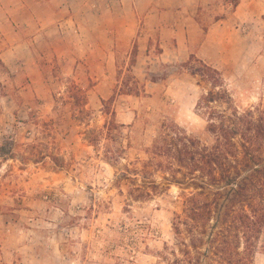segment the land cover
<instances>
[{"label":"rangeland","instance_id":"rangeland-1","mask_svg":"<svg viewBox=\"0 0 264 264\" xmlns=\"http://www.w3.org/2000/svg\"><path fill=\"white\" fill-rule=\"evenodd\" d=\"M207 105L264 110V0L0 9V264L171 263L184 194L219 190L153 146L171 127L211 142Z\"/></svg>","mask_w":264,"mask_h":264},{"label":"trees","instance_id":"trees-1","mask_svg":"<svg viewBox=\"0 0 264 264\" xmlns=\"http://www.w3.org/2000/svg\"><path fill=\"white\" fill-rule=\"evenodd\" d=\"M203 66L205 79L220 81L217 69ZM203 100L212 101L209 95ZM207 109L211 142L171 127L153 146L152 153L167 157L173 172L182 167L192 175L200 172L204 184L219 190L213 199L204 192L184 194V214H177L174 223L180 255L167 264H255L264 243V110ZM154 164L149 160L134 171L148 178ZM140 191L145 192L135 187L131 196Z\"/></svg>","mask_w":264,"mask_h":264},{"label":"crops","instance_id":"crops-1","mask_svg":"<svg viewBox=\"0 0 264 264\" xmlns=\"http://www.w3.org/2000/svg\"><path fill=\"white\" fill-rule=\"evenodd\" d=\"M18 3L25 7L28 0H25L26 4L24 3V0H0V9H13L18 5ZM177 28V43L179 46H182L187 42V36H185V33H182L179 26Z\"/></svg>","mask_w":264,"mask_h":264}]
</instances>
